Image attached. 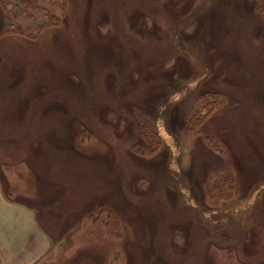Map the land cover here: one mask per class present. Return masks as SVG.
<instances>
[{"label": "rangeland", "instance_id": "1", "mask_svg": "<svg viewBox=\"0 0 264 264\" xmlns=\"http://www.w3.org/2000/svg\"><path fill=\"white\" fill-rule=\"evenodd\" d=\"M34 2L0 34V186L52 242L36 264L264 261L257 0Z\"/></svg>", "mask_w": 264, "mask_h": 264}, {"label": "crops", "instance_id": "2", "mask_svg": "<svg viewBox=\"0 0 264 264\" xmlns=\"http://www.w3.org/2000/svg\"><path fill=\"white\" fill-rule=\"evenodd\" d=\"M36 217L0 186V264H36L48 252L52 242Z\"/></svg>", "mask_w": 264, "mask_h": 264}, {"label": "trees", "instance_id": "3", "mask_svg": "<svg viewBox=\"0 0 264 264\" xmlns=\"http://www.w3.org/2000/svg\"><path fill=\"white\" fill-rule=\"evenodd\" d=\"M49 1L53 2L54 4H58V5L61 4L60 7H62V9L65 7V0H49ZM35 7H37V5L34 2V0H0V10L3 18V25L2 27H0V34H7V33H13L16 35L23 34L24 33L23 27L19 23H17L16 20L15 21L11 20L12 18L10 19V17L15 18L16 15H18L17 17H19V15H22L27 19L33 21L34 16L33 13L30 12V10ZM255 8L256 10L264 8L262 7L261 0H257ZM44 17H45L44 22H41L38 25L34 26L35 31H38L42 28L44 29L45 26L46 27L56 26L60 23V18L52 14L48 10L44 11ZM204 96L205 94H198L197 96L194 97V101L201 103H197V105H195L192 115L187 118L186 130L190 132L195 130V127L197 125L198 126L201 125L208 118V115L210 114L211 110L214 107L212 103L214 101H212L211 103L204 102L202 104L203 102L202 98ZM205 139H207L211 144L219 145L214 135H208V136L206 135ZM148 151H152V150H148ZM227 171L228 168H223L222 172H220L221 174H218L216 176L215 181L217 182V180H219L220 182H222V184L225 185V188L223 189L224 193L226 192L227 194L226 193L225 194L227 196H230V193L232 191V184L230 182L231 174H229V172ZM209 188H208V193L213 194V192L210 191L212 189ZM258 264H264V261Z\"/></svg>", "mask_w": 264, "mask_h": 264}, {"label": "water", "instance_id": "4", "mask_svg": "<svg viewBox=\"0 0 264 264\" xmlns=\"http://www.w3.org/2000/svg\"><path fill=\"white\" fill-rule=\"evenodd\" d=\"M0 61H1V58H0Z\"/></svg>", "mask_w": 264, "mask_h": 264}]
</instances>
